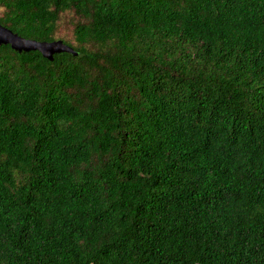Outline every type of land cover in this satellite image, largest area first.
<instances>
[{"label": "trees", "instance_id": "1", "mask_svg": "<svg viewBox=\"0 0 264 264\" xmlns=\"http://www.w3.org/2000/svg\"><path fill=\"white\" fill-rule=\"evenodd\" d=\"M0 264H264V0H0Z\"/></svg>", "mask_w": 264, "mask_h": 264}, {"label": "water", "instance_id": "2", "mask_svg": "<svg viewBox=\"0 0 264 264\" xmlns=\"http://www.w3.org/2000/svg\"><path fill=\"white\" fill-rule=\"evenodd\" d=\"M0 45H9L12 50L22 52H39L43 58L52 61L55 54L66 53L77 56V53L65 45L62 41L40 42L31 39H25L13 33L11 30L0 25Z\"/></svg>", "mask_w": 264, "mask_h": 264}]
</instances>
